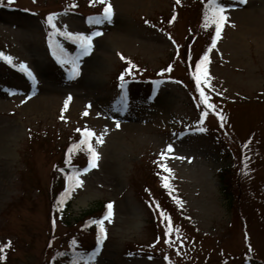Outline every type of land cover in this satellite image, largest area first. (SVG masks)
I'll list each match as a JSON object with an SVG mask.
<instances>
[{"label":"rangeland","instance_id":"rangeland-1","mask_svg":"<svg viewBox=\"0 0 264 264\" xmlns=\"http://www.w3.org/2000/svg\"><path fill=\"white\" fill-rule=\"evenodd\" d=\"M72 1L13 0L24 10H0V51L12 57L11 63L0 58V247L1 242L9 245V264H47L51 248L57 257L77 242L87 249L81 261L87 264L97 246L98 225L89 230L82 217L100 214L104 201L112 203V215L92 218L103 219L106 229L94 264H240L248 245L264 260V0H223L229 5L227 20L203 65L211 85L205 94L232 129L224 135L193 130L201 120L214 125L217 118L211 108L202 117L204 110L182 83L158 79V92L151 94L149 78L186 72L175 42L196 16L189 8L194 0H180L191 3L182 8L174 0H75L82 13H46ZM107 4L111 22L89 24V17L103 18ZM211 10L207 2L204 12L211 16ZM51 13L58 14L53 23L59 31L46 23ZM95 29L102 34L92 37L87 55L75 39L60 34L91 35ZM60 48L65 61L79 58L78 75L72 76L71 63L53 54ZM169 66L170 71H162ZM123 68L124 81L129 79L126 105L119 91ZM135 75L145 80H130ZM85 127L97 136L103 133V143L95 137L90 141L99 154L97 166L84 171L90 153L79 146L82 162L68 174L79 172L83 183L71 190L75 196L67 220L55 215L51 221V164L70 136L81 139L77 129ZM252 130L249 158L238 160L252 170L242 178L235 175L244 185L240 207L233 209L218 171L234 165L239 143ZM157 167L168 185L165 191L152 173ZM154 197L182 230L179 235H164V224L151 210ZM156 243L161 250L148 252L147 246Z\"/></svg>","mask_w":264,"mask_h":264},{"label":"snow or ice","instance_id":"snow-or-ice-1","mask_svg":"<svg viewBox=\"0 0 264 264\" xmlns=\"http://www.w3.org/2000/svg\"><path fill=\"white\" fill-rule=\"evenodd\" d=\"M0 2H2V0H0ZM7 2L9 5H11L13 3V0H7ZM100 2L104 3V0H100ZM177 2L179 3V0H177ZM208 3L210 5H212V10H211V16H209L208 13L205 14V26H207V22L209 21V19H211V21L213 23H215V26H216L215 27V36L212 40V47H215L216 40L218 38H220V36H221V26L227 20L226 9L229 5H226L223 2V0H208ZM240 3H246V0H240ZM57 15H58L57 13L49 14L47 17V23L49 25H51L53 29H55L56 31H59L57 29L56 24L53 23L54 18ZM111 17H112V6H111V4H107V6L104 8L103 18H101V17H89L88 22H89V24H101L105 20H107L108 22H111ZM173 19H174V17H173ZM60 34L66 36L68 39H75V41L78 42L81 46L82 54L87 55L92 48V43H91L92 37L97 36V35H101L102 33H100L99 31H95L91 35H85L83 33H70V32H62ZM210 50L211 49H209L208 51H210ZM63 53H64V49L60 48L58 52L54 51L53 54L57 56V59L60 60L61 63H65V62L71 63L72 64V69H71L72 76L78 75L79 74V66L77 64V60L79 58L77 57V60L65 61L64 59L61 58L63 56ZM0 58H3L4 60H6L9 63L12 62V57L7 56L3 53H0ZM208 62H209V56H208V53L206 52L204 54V56L197 62L196 66H195V70H196L195 80H196L197 91H199V94H200L201 103L204 104L207 108H211L215 112L216 105L211 104L209 102L210 97H208L205 94L204 90L200 87V85H201L200 73L203 71V73L206 77L208 75L207 70L202 69V66ZM21 67L25 68L26 66L22 64ZM170 70H171V66H169L168 69L162 70V71H170ZM28 74H29V76L32 75L31 72H29ZM120 80H121L120 87H121V89H123L125 87L123 74L121 75ZM157 83H159V82H157ZM68 99L70 100L71 97L69 96ZM121 103H123L125 105L127 104V100L123 96L121 97ZM66 106H67V102H66ZM85 115H87V113H85ZM207 115H208L207 111H204L201 113L202 117H206ZM215 115L222 122L226 119L220 112H215ZM200 123H203V120H201ZM116 126L119 127L118 121H117ZM221 126H223V124ZM77 131L81 133V139L79 140V142L77 144H74L69 149V152H71L73 150V148H78L81 145L86 146L87 151L90 153L89 166L90 167L97 166L96 161L99 159V154L96 151V149L93 147V145L90 141L92 138L95 137L96 143H103V139H102L103 133H101L99 136H97V134L93 130L88 129L87 127H85L84 129H77ZM199 131H205V129L203 127H201L199 129ZM171 147H172L171 145H168L167 150L171 151ZM164 155H165V153L161 152V156L163 157ZM245 159L247 160V157H245ZM160 167L165 168L170 173L172 172V170L170 168H167L166 164H161ZM84 171H88V168H85ZM68 180H69V184H68L67 190L63 194L64 196L69 195V193L71 192L72 188L75 185H81L83 183V181L79 179V172H73L70 176H68ZM165 186L167 187L168 185L166 184ZM62 202L63 201L61 200V203ZM106 207H107L108 211L105 214V217L103 219L110 218L112 215V207H113L112 203H109ZM157 207H159V205H157ZM159 215L162 217L161 222L164 223V235L166 237H169L173 231H175L178 235L181 233L182 230L180 228L174 227L172 220H171V217L168 216L167 213H165L163 210H161ZM103 219L92 221V223H95L98 225L97 246L95 249H93V251L90 254L87 255V264H94V261L98 255V253H99V249L102 246V242L106 238V229H105L104 224H103ZM165 242L169 243L170 246L173 243L170 239L166 240ZM75 243L76 242L73 241V244H75ZM7 246H9V245H5V246L0 247V259L4 258V256H3L4 247H7ZM249 247H250V245H249ZM58 255H63V253H58ZM70 264H81V261L79 259H73L70 262Z\"/></svg>","mask_w":264,"mask_h":264},{"label":"trees","instance_id":"trees-1","mask_svg":"<svg viewBox=\"0 0 264 264\" xmlns=\"http://www.w3.org/2000/svg\"><path fill=\"white\" fill-rule=\"evenodd\" d=\"M206 0H194L189 7L191 10L194 11L195 17L190 20L189 23H187L185 28V33L181 41L177 43V48L180 57L185 62L186 67V73L183 74L181 77L182 82L188 86L189 88H196V70L194 69V58H196L199 53H197L196 49L199 48L200 51L203 50L204 46H206L207 42L210 40L212 35V29L208 26H205V18L203 13V6ZM191 59H193L191 61ZM190 62L192 65L190 66ZM56 146H58L56 144ZM57 148V147H56ZM55 148V149H56ZM61 152L62 156L60 158L55 159L51 164V174L48 179V192L50 196V210L62 215L63 217H67L68 213L67 210L70 209L71 203L73 200V196L71 194L64 196V193H60L62 191V188L64 187V178L65 175L63 173V169L66 166H69L71 163H73V159L68 157L69 149L71 148V145L66 142L62 145ZM240 148L244 149V145H242ZM72 153V152H70ZM250 152L246 150H242V154H239V158L236 159L235 166L221 169L219 171L220 179L223 183V190L225 191L226 195L228 197L234 199V202L237 204H240V193L241 190L239 189V178L235 177V175L240 176H246L250 171L251 168H248L246 163L245 165H241V163H238V160L246 161L245 157L247 159L249 158ZM246 166V167H245ZM153 178V177H152ZM155 180L157 179L156 174H154ZM235 180V181H234ZM240 190V191H239ZM238 192V193H237ZM61 200L63 201L61 203ZM240 201V202H239ZM104 208V204L102 205ZM240 207V206H239ZM103 208H100L99 210H102ZM95 208H92L88 210L86 213L91 214L93 213ZM86 214H83V221L82 223L86 222L89 218H84ZM95 215L89 216L93 217ZM80 219H77V222ZM70 223V221H68ZM76 224V223H75ZM80 225V223H77ZM89 228V227H88ZM51 239H53V236H51ZM50 242V241H49ZM6 244H2V246H5ZM8 248L4 247L3 252V259H0V264H9V256H8ZM83 248H81L82 251ZM63 255H59L58 258L52 257L51 261H48L47 264H70V262L78 255V252H71L69 248L61 251ZM80 253V252H79Z\"/></svg>","mask_w":264,"mask_h":264}]
</instances>
